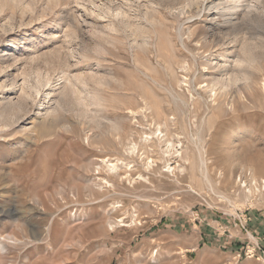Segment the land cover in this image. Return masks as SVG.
<instances>
[{
  "label": "rangeland",
  "instance_id": "obj_1",
  "mask_svg": "<svg viewBox=\"0 0 264 264\" xmlns=\"http://www.w3.org/2000/svg\"><path fill=\"white\" fill-rule=\"evenodd\" d=\"M242 170L264 0H0V264H264Z\"/></svg>",
  "mask_w": 264,
  "mask_h": 264
},
{
  "label": "built area",
  "instance_id": "obj_2",
  "mask_svg": "<svg viewBox=\"0 0 264 264\" xmlns=\"http://www.w3.org/2000/svg\"><path fill=\"white\" fill-rule=\"evenodd\" d=\"M231 193L234 195H239L245 197V204L247 207L244 208V212L248 211L251 207L259 202H264V182L260 184H255L254 181H249L247 179L241 178L239 175L235 177L234 187L231 189ZM250 221V218L245 216L244 222ZM244 232L247 230L242 226Z\"/></svg>",
  "mask_w": 264,
  "mask_h": 264
},
{
  "label": "bare ground",
  "instance_id": "obj_3",
  "mask_svg": "<svg viewBox=\"0 0 264 264\" xmlns=\"http://www.w3.org/2000/svg\"><path fill=\"white\" fill-rule=\"evenodd\" d=\"M232 80V79H231ZM212 91V90H211ZM198 105V104H197ZM102 162H104V161H102ZM107 161H105V163H106ZM110 164V163H109ZM106 165V164H105ZM115 167V166H114ZM114 167H113V165H111L110 164V166H109V169L110 170H113L114 172H115V170H114ZM241 178H243V179H247V180H249V181H254V183L255 184H260L261 182H264V178H262V177H256L251 171H249V170H246V171H239V174H238ZM16 220V219H15ZM14 220V221H15ZM13 223V222H12ZM14 224V223H13ZM26 226V225H25ZM6 238V237H5ZM13 238V237H12ZM6 239H8V238H6ZM9 239H11V238H9ZM13 240V239H12ZM3 241H4V238H3ZM11 241V240H10ZM8 242V241H7ZM12 242V241H11ZM14 242V241H13ZM12 242V243H13ZM21 243H23V242H21ZM20 243V244H21ZM7 244V243H6ZM5 244V245H6ZM0 250L1 251H3L4 250V246H3V244H1L0 243Z\"/></svg>",
  "mask_w": 264,
  "mask_h": 264
}]
</instances>
